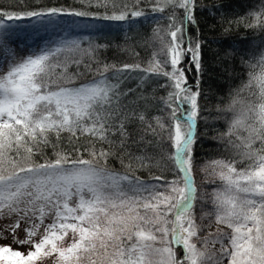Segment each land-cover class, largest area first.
<instances>
[{
	"label": "snow or ice",
	"instance_id": "obj_1",
	"mask_svg": "<svg viewBox=\"0 0 264 264\" xmlns=\"http://www.w3.org/2000/svg\"><path fill=\"white\" fill-rule=\"evenodd\" d=\"M166 7L168 22L161 27L163 17L156 20L151 41L157 47L144 64L108 63L101 52L110 45L87 38L21 54L0 32V218H13L5 230L29 246L24 253L0 246V261L264 264V51L255 63L245 61L247 81L218 109L217 118L231 113L220 134L229 155L201 165L194 145L198 125L208 120L198 82L202 42L188 34L197 23V0L41 4L0 12V29L5 16L36 25L70 17V28L93 31L100 29L95 21L131 28L148 18V8L164 13ZM234 23L264 33V5ZM193 67L198 76L189 82ZM132 73H142L141 82L166 79L157 114L121 99L134 91L120 87ZM130 124H136L132 131ZM140 142L154 151H130V143ZM110 159L122 170L110 167ZM194 169L204 173L199 181ZM21 224L23 239L15 235Z\"/></svg>",
	"mask_w": 264,
	"mask_h": 264
},
{
	"label": "trees",
	"instance_id": "obj_2",
	"mask_svg": "<svg viewBox=\"0 0 264 264\" xmlns=\"http://www.w3.org/2000/svg\"><path fill=\"white\" fill-rule=\"evenodd\" d=\"M72 2L73 0H0V12L21 11L41 4L57 5ZM262 5L264 0H197V7L193 10L197 23L188 25V34L202 42L203 74L199 75L198 82L205 97L204 106L207 108L205 116L208 117L207 124L201 122L198 125L199 139L194 145V157L198 164L229 155L225 151V143L220 134L227 132V118H230L231 113H223L225 118H217L221 116L218 109L225 108L242 82L247 81L249 69L245 61L252 60L255 63L253 58H258L260 52L264 51V45L261 43L264 41V33L258 29L245 27L243 23L234 22L250 12L258 11ZM147 11L148 18L136 21L131 28L128 24L95 21L94 23L100 25V29L96 31L70 28L67 23L72 19L70 17H62L61 22L54 25H36L35 21L27 19L8 21L5 16L3 20L5 28L0 29V32L7 33L6 38L12 47L20 43L27 53L54 46L61 40L87 38L110 45L101 52L102 58L108 63L118 66L136 62L144 64L157 47L151 41V32L156 26V20L163 17L160 26L166 25L172 9L166 7L164 13H152L150 8ZM175 11L177 17L183 19V10ZM3 58V53H0V59ZM141 75L143 74L132 73L130 78L121 83V89L134 90L121 99L130 108H146L148 115H155L159 107L156 98L165 95L166 92L160 84L166 83V79L149 77L148 80L141 82ZM197 76L198 73L193 67L188 74L189 82H195ZM88 78L90 79L91 75ZM141 94L144 99H139ZM242 95L249 100H256V97L249 96L247 92ZM135 127L136 124H130L129 130L132 131ZM134 138L130 137V140ZM147 139L151 137H146ZM129 149L136 154L154 151L152 146L144 142L130 143ZM47 151L51 154V149ZM108 165L116 170H122L118 160L110 159ZM136 174L142 179H149L146 170H138Z\"/></svg>",
	"mask_w": 264,
	"mask_h": 264
},
{
	"label": "rangeland",
	"instance_id": "obj_3",
	"mask_svg": "<svg viewBox=\"0 0 264 264\" xmlns=\"http://www.w3.org/2000/svg\"><path fill=\"white\" fill-rule=\"evenodd\" d=\"M14 50L21 53V54H27V51L24 50L23 46L19 43L16 44V46H13ZM203 165V164H201ZM194 173L196 175L197 180L199 181L200 177L204 175V173L196 171L194 169ZM13 222V218H0V233L3 234V238H0V246H7L10 245L14 250H18L22 253L26 252L28 249V245H19L18 243H15L13 241V235L11 233V230H5L7 229V226ZM25 227L24 224H21V228L16 230L15 235L19 238V239H23L24 238V232H23V228ZM7 255V254H6ZM54 259V257H50L47 258L43 261V264H52V260ZM0 264H5L4 261H0Z\"/></svg>",
	"mask_w": 264,
	"mask_h": 264
}]
</instances>
